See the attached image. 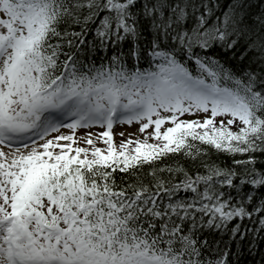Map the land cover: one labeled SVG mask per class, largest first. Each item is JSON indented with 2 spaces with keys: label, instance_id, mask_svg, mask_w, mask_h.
I'll use <instances>...</instances> for the list:
<instances>
[{
  "label": "snow or ice",
  "instance_id": "6c2138e0",
  "mask_svg": "<svg viewBox=\"0 0 264 264\" xmlns=\"http://www.w3.org/2000/svg\"><path fill=\"white\" fill-rule=\"evenodd\" d=\"M247 257L264 264V0H0V264Z\"/></svg>",
  "mask_w": 264,
  "mask_h": 264
},
{
  "label": "rangeland",
  "instance_id": "374dc122",
  "mask_svg": "<svg viewBox=\"0 0 264 264\" xmlns=\"http://www.w3.org/2000/svg\"><path fill=\"white\" fill-rule=\"evenodd\" d=\"M139 125H119L117 127H115L113 129V134H114V137L119 139V140H122V139H128L129 138V134L131 133V138L132 139H136L137 136H139V133L137 131ZM65 132H67V130L65 129L64 130ZM84 131L85 130H81L79 133H77L78 136L80 135H83L84 134ZM92 132H99V131H102L101 129L99 128H94L91 130ZM149 131H151V129H149ZM123 132L124 133V136H120V133ZM142 138V137H141Z\"/></svg>",
  "mask_w": 264,
  "mask_h": 264
},
{
  "label": "trees",
  "instance_id": "16d2710c",
  "mask_svg": "<svg viewBox=\"0 0 264 264\" xmlns=\"http://www.w3.org/2000/svg\"><path fill=\"white\" fill-rule=\"evenodd\" d=\"M115 140H116L117 143H119L121 141V140H119L117 138H115ZM101 146H103V145H101ZM246 259L248 260L249 264H251L252 258L251 257H247ZM257 259H258V257H257Z\"/></svg>",
  "mask_w": 264,
  "mask_h": 264
}]
</instances>
